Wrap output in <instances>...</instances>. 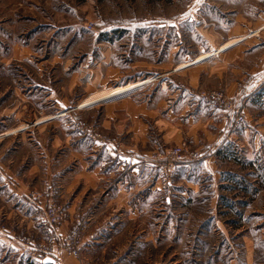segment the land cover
Segmentation results:
<instances>
[{
	"label": "crops",
	"instance_id": "0c3cea01",
	"mask_svg": "<svg viewBox=\"0 0 264 264\" xmlns=\"http://www.w3.org/2000/svg\"><path fill=\"white\" fill-rule=\"evenodd\" d=\"M157 1L167 12L100 31L98 73L76 98L26 70L0 94V264H264V0ZM185 27L200 43L182 40ZM30 48L8 65L53 63ZM202 86L226 91L246 122L230 128ZM175 146L186 154L165 188L153 157ZM194 151L203 160L189 164ZM35 193L68 210L56 235L38 226ZM77 231L79 258L63 252ZM38 244L58 258H30Z\"/></svg>",
	"mask_w": 264,
	"mask_h": 264
},
{
	"label": "rangeland",
	"instance_id": "374dc122",
	"mask_svg": "<svg viewBox=\"0 0 264 264\" xmlns=\"http://www.w3.org/2000/svg\"><path fill=\"white\" fill-rule=\"evenodd\" d=\"M185 3L181 2V10ZM159 4L157 0H0V27L3 33L0 35V55H4L6 60L13 48L21 49L24 53L23 48L31 46L34 53L31 56H36L35 59L51 57L53 62L46 66L34 65L32 68L26 62L23 63V60H15V63L8 65L7 59L4 65H0V94L5 90L21 87L19 80L26 77V70L39 76L48 73L52 79L62 80L56 86L58 89L61 83L64 85L66 82L69 92L73 90L76 98L77 93L83 91L77 82L86 79L91 73H98L99 69L94 68L93 55L98 52L94 44H98L95 40H99L100 31L117 25H141L144 16L157 15L163 10L167 12V6L164 8ZM89 23L94 24V29L88 28ZM185 29L182 40L188 44L200 43L190 27ZM104 46L107 47V44ZM24 56L25 54H21V57ZM106 68L107 66H102L101 71L106 72ZM198 91L199 98L210 104L214 110V105L203 94L217 92L229 97L226 91L209 86L199 87ZM9 104H12V97L5 106ZM1 115L2 112L0 120ZM85 123L94 126L99 133L96 124Z\"/></svg>",
	"mask_w": 264,
	"mask_h": 264
},
{
	"label": "built area",
	"instance_id": "2783aa9c",
	"mask_svg": "<svg viewBox=\"0 0 264 264\" xmlns=\"http://www.w3.org/2000/svg\"><path fill=\"white\" fill-rule=\"evenodd\" d=\"M88 28L91 30L94 29V24L89 23ZM203 97L208 102L212 103L215 109L221 113L223 120L225 123L230 125V128L233 129L246 122L247 115L244 108L238 105L233 99L217 92H212L207 95L203 94ZM74 125L89 140L98 141V139H100V136L94 126L85 122H77ZM185 154V150L182 147L175 146L166 150L163 154H158L153 157V161L160 165V168L165 176V188L169 186L172 174L183 164ZM202 160L203 157L200 152L194 151L187 154V161L189 164L201 162ZM32 202L36 208L38 226L46 230L48 233L56 235L57 232L68 223V210L53 202H47L42 193H35L32 196ZM79 235L78 231L70 235V238L63 246L64 253L75 258L80 257L81 240ZM49 255H53L55 258H58V253L54 254L50 246L47 244H38L31 248L29 252V257L32 259H39L43 256Z\"/></svg>",
	"mask_w": 264,
	"mask_h": 264
},
{
	"label": "bare ground",
	"instance_id": "6f19581e",
	"mask_svg": "<svg viewBox=\"0 0 264 264\" xmlns=\"http://www.w3.org/2000/svg\"><path fill=\"white\" fill-rule=\"evenodd\" d=\"M135 87H136V86H135ZM130 88H131V87H129V88H118V89H116L114 92L112 91L113 93H111L110 95L121 94V93H123V92H125V91L127 92V90L130 89ZM110 95H107V94H106V96L103 97V98H107V97L110 96ZM93 102H94V101H93ZM93 102H92V101H90V102L87 101V102L85 103V106H87V105H89V104H91V103H93ZM82 106H83V105H82Z\"/></svg>",
	"mask_w": 264,
	"mask_h": 264
}]
</instances>
